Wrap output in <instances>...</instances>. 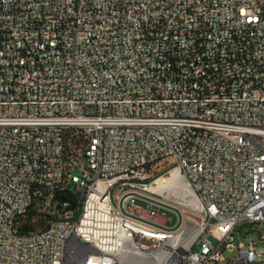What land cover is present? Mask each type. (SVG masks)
I'll list each match as a JSON object with an SVG mask.
<instances>
[{"label":"built area","instance_id":"built-area-1","mask_svg":"<svg viewBox=\"0 0 264 264\" xmlns=\"http://www.w3.org/2000/svg\"><path fill=\"white\" fill-rule=\"evenodd\" d=\"M240 224L264 225V0H0V264H264Z\"/></svg>","mask_w":264,"mask_h":264},{"label":"bare ground","instance_id":"bare-ground-1","mask_svg":"<svg viewBox=\"0 0 264 264\" xmlns=\"http://www.w3.org/2000/svg\"><path fill=\"white\" fill-rule=\"evenodd\" d=\"M156 177H164L166 185L177 184L178 195H185L188 192V180L186 178L178 179V170L176 168L161 166V169H156ZM162 200L170 201V190H162ZM32 219H48V212L34 210V212H32ZM134 264H144V262L142 260H134Z\"/></svg>","mask_w":264,"mask_h":264},{"label":"rangeland","instance_id":"rangeland-1","mask_svg":"<svg viewBox=\"0 0 264 264\" xmlns=\"http://www.w3.org/2000/svg\"><path fill=\"white\" fill-rule=\"evenodd\" d=\"M114 194L118 193L115 190L113 191ZM264 230V225H248V224H240L236 230V242L243 241L244 243H248L250 240H256L258 235ZM243 235H246L244 238ZM216 264V263H210ZM219 264H229V262L219 263ZM257 264V263H252Z\"/></svg>","mask_w":264,"mask_h":264},{"label":"water","instance_id":"water-1","mask_svg":"<svg viewBox=\"0 0 264 264\" xmlns=\"http://www.w3.org/2000/svg\"><path fill=\"white\" fill-rule=\"evenodd\" d=\"M63 198H65V197H63ZM71 204H72L71 208L74 209L75 206H76V202L75 201H71Z\"/></svg>","mask_w":264,"mask_h":264},{"label":"trees","instance_id":"trees-1","mask_svg":"<svg viewBox=\"0 0 264 264\" xmlns=\"http://www.w3.org/2000/svg\"><path fill=\"white\" fill-rule=\"evenodd\" d=\"M243 236H246V235H243Z\"/></svg>","mask_w":264,"mask_h":264}]
</instances>
